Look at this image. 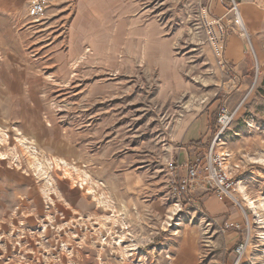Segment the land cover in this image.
<instances>
[{
	"label": "rangeland",
	"instance_id": "rangeland-1",
	"mask_svg": "<svg viewBox=\"0 0 264 264\" xmlns=\"http://www.w3.org/2000/svg\"><path fill=\"white\" fill-rule=\"evenodd\" d=\"M214 1L220 4L50 0L40 19L26 12L28 2L17 18L0 19V193L8 200L0 199L7 217L19 196L3 184L10 176L25 181L24 172L39 182L43 199L55 198L52 185L66 179L98 210L89 222L88 204L72 230L58 228L56 217L23 232L14 230L18 218L3 222L0 264H264V209L252 211L239 192L243 186L264 203V0L253 1L249 18L235 0L247 36L233 10L224 7L227 17L213 12ZM203 4L224 17L228 36L241 37L239 68L226 58L227 45L229 63L219 64ZM224 110L234 120L215 150L239 179L241 201L230 202L234 215L226 216L206 210L201 196L211 192L179 201L162 180L178 148L189 147L193 158L208 151ZM202 114L207 142L183 144L181 132ZM13 212L22 214L19 206Z\"/></svg>",
	"mask_w": 264,
	"mask_h": 264
},
{
	"label": "crops",
	"instance_id": "crops-1",
	"mask_svg": "<svg viewBox=\"0 0 264 264\" xmlns=\"http://www.w3.org/2000/svg\"><path fill=\"white\" fill-rule=\"evenodd\" d=\"M31 0H0V19H10V18H17L19 14L23 13V11L26 8V3L28 2V6L26 8V12L29 9ZM253 1L255 0H242L241 5L244 6V12L245 16L247 18L250 17V13H252L254 8L252 5L254 4ZM212 10L215 14L219 16H228L226 15L225 8L222 7L218 2L214 1L212 5ZM27 15V14H26ZM2 17V18H1ZM261 25H264V23L260 20L259 21ZM256 32H258L256 30ZM261 35H264V30L262 29L259 31ZM227 47H226V58L231 59L237 64L236 68H239L240 60L242 58V41L241 37L236 33H231L227 37ZM211 134L210 126H209V119L205 114H202L194 119H192L187 126L183 129L180 135V141L183 142L185 145H199V144H205L207 142L209 136ZM201 140V141H200ZM200 141V143H199ZM189 147L187 148H178V152L176 153V159L179 165L184 163L186 160L190 158L193 159L192 153H189ZM189 150V151H188ZM190 155V156H189ZM167 173L164 175L162 180L166 181V188L169 192V183L171 180H174L175 178L179 176H183L186 174V169L184 168H177L176 171H171V169L167 166ZM11 170H14L13 168ZM24 177L21 176L22 180L18 182L15 178L9 177L6 178L4 182V186H8L11 189H14V187H17L16 196L17 200L15 198H12L13 200H10L9 203V218L6 215V212L4 208H7V204L0 199V245L4 243V234L5 232V225L3 222L9 221L11 224L16 225L17 218L19 219L18 222L21 223L17 231L23 232L26 231L27 226L30 225H39L42 224L45 221V219L48 218H57L58 220V228H61V225L63 228H70V226H76L74 224H78V226L82 225L81 218L85 217V208L88 204L91 207L90 215L87 216L90 221L92 222L95 217L98 215V210H92L91 206V197H88L85 191L80 189L77 184H71L69 181L67 182L66 179H60L59 182H55V185L53 186L54 192H55V198H50L49 195L45 197V199L42 198V195H40V188H39V182L35 181L33 176H31L29 173L24 172ZM87 180V179H86ZM0 181H2V178H0ZM29 181V182H27ZM91 180L89 179V182ZM17 185V186H15ZM85 190V189H84ZM202 189H192V194L194 196L199 197L202 194ZM167 192V195H168ZM0 198H3L4 200H8L5 198V195L0 193ZM33 198H36L34 201ZM201 200L203 201V204L206 207V210L209 212L210 215H224L230 213L231 215H234L233 213V205L230 202L219 200L217 199L212 193L211 194H205L201 196ZM37 201H41L44 203H37ZM36 202V204L34 203ZM17 206L15 207V205ZM55 204V205H52ZM86 204V206H85ZM19 206V210L22 213L19 216L15 215L13 212L17 207ZM47 206V207H46ZM95 208H98L96 204L94 205ZM87 212V211H86ZM226 216V215H224ZM237 216L235 215V218ZM44 218L40 223L39 219ZM231 221V220H230ZM233 223V222H232ZM71 224V225H70ZM67 227H64V226ZM15 227V226H14ZM72 230V229H71ZM74 233L81 232L79 229H74ZM60 233V232H59ZM64 234L67 233V231H63ZM23 240H20L19 243H23ZM28 243L27 240L23 243Z\"/></svg>",
	"mask_w": 264,
	"mask_h": 264
},
{
	"label": "built area",
	"instance_id": "built-area-1",
	"mask_svg": "<svg viewBox=\"0 0 264 264\" xmlns=\"http://www.w3.org/2000/svg\"><path fill=\"white\" fill-rule=\"evenodd\" d=\"M50 0H31L29 5V16L35 19H40L44 16ZM220 4L233 10L234 22L237 30L241 35L247 36L244 21L240 14L239 4L235 0H219ZM200 15L206 26L210 45L213 46L218 62L221 66H226L229 61L224 57L225 44L227 41V31L224 25V17L212 16L210 5H200ZM234 120V114L228 110L222 111L218 120L217 133L208 148V151L201 155L196 153L193 159L188 160L184 165H178L175 162H170L168 167L171 171H176L177 168L186 169V174L179 176L169 183L168 196L177 200L191 199L192 189H202L206 192H211L217 199L234 203L241 206V201L238 197L239 179L231 174L226 167L227 158L215 150L216 146L222 140L226 129ZM234 223H226L225 228L233 227ZM248 242L239 244L236 248V253L242 257L245 253Z\"/></svg>",
	"mask_w": 264,
	"mask_h": 264
},
{
	"label": "bare ground",
	"instance_id": "bare-ground-1",
	"mask_svg": "<svg viewBox=\"0 0 264 264\" xmlns=\"http://www.w3.org/2000/svg\"><path fill=\"white\" fill-rule=\"evenodd\" d=\"M239 192L243 195V199L247 202V206L252 211H254L255 213H258V211H257L258 208L264 209V203L261 200H259L258 202H256V201L250 199V197H248V195L246 194L245 189H244L243 186H240L239 187Z\"/></svg>",
	"mask_w": 264,
	"mask_h": 264
}]
</instances>
